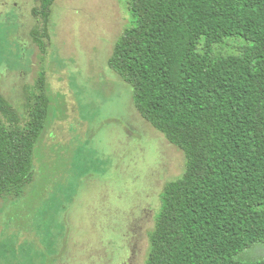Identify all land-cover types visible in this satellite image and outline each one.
<instances>
[{
  "label": "trees",
  "instance_id": "obj_1",
  "mask_svg": "<svg viewBox=\"0 0 264 264\" xmlns=\"http://www.w3.org/2000/svg\"><path fill=\"white\" fill-rule=\"evenodd\" d=\"M39 1L42 30L31 36L42 65L22 111L0 92V198L24 196L51 119H67L45 68L56 0ZM129 3L134 24L109 66L187 160L161 194L146 264H264V0ZM228 38L245 45L227 54Z\"/></svg>",
  "mask_w": 264,
  "mask_h": 264
},
{
  "label": "rangeland",
  "instance_id": "obj_2",
  "mask_svg": "<svg viewBox=\"0 0 264 264\" xmlns=\"http://www.w3.org/2000/svg\"><path fill=\"white\" fill-rule=\"evenodd\" d=\"M39 5L0 0V92L20 111L42 65L31 36L42 30ZM133 24L129 0H56L45 68L67 119H51L24 196L0 198V264H146L161 194L187 160L109 66ZM226 41L227 54L245 45Z\"/></svg>",
  "mask_w": 264,
  "mask_h": 264
}]
</instances>
